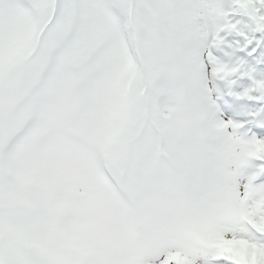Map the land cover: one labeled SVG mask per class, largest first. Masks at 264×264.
I'll return each mask as SVG.
<instances>
[{
	"label": "snow or ice",
	"instance_id": "snow-or-ice-1",
	"mask_svg": "<svg viewBox=\"0 0 264 264\" xmlns=\"http://www.w3.org/2000/svg\"><path fill=\"white\" fill-rule=\"evenodd\" d=\"M0 264H264V0H0Z\"/></svg>",
	"mask_w": 264,
	"mask_h": 264
}]
</instances>
